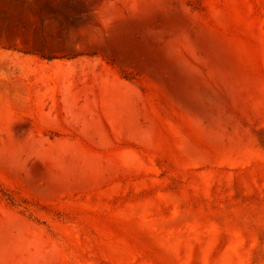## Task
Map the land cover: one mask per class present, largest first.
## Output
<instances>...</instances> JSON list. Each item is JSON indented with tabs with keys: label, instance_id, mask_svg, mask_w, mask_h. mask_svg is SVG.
Listing matches in <instances>:
<instances>
[{
	"label": "rangeland",
	"instance_id": "obj_1",
	"mask_svg": "<svg viewBox=\"0 0 264 264\" xmlns=\"http://www.w3.org/2000/svg\"><path fill=\"white\" fill-rule=\"evenodd\" d=\"M0 264H264V0H0Z\"/></svg>",
	"mask_w": 264,
	"mask_h": 264
}]
</instances>
